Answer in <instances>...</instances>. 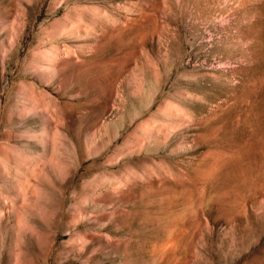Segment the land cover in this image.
I'll use <instances>...</instances> for the list:
<instances>
[{"label":"rangeland","instance_id":"374dc122","mask_svg":"<svg viewBox=\"0 0 264 264\" xmlns=\"http://www.w3.org/2000/svg\"><path fill=\"white\" fill-rule=\"evenodd\" d=\"M0 264H264V0H0Z\"/></svg>","mask_w":264,"mask_h":264}]
</instances>
